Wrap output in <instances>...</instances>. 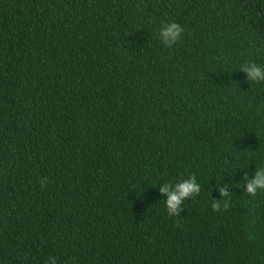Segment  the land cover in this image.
<instances>
[{"label":"trees","instance_id":"16d2710c","mask_svg":"<svg viewBox=\"0 0 264 264\" xmlns=\"http://www.w3.org/2000/svg\"><path fill=\"white\" fill-rule=\"evenodd\" d=\"M249 59L264 0H0V264H264V194L237 182L264 166ZM191 175L169 216L160 186Z\"/></svg>","mask_w":264,"mask_h":264},{"label":"clouds","instance_id":"9594fccd","mask_svg":"<svg viewBox=\"0 0 264 264\" xmlns=\"http://www.w3.org/2000/svg\"><path fill=\"white\" fill-rule=\"evenodd\" d=\"M183 33L184 27L181 23L162 21L158 30V37L165 47L171 48L182 40ZM239 70L245 72L246 80L249 83H264V63L249 59L245 64L240 66ZM240 169H248V167H241ZM225 177H223V180ZM46 181L47 178H41V185L45 186ZM237 182L243 188V192H246L252 198H257L258 194H264V166H256L254 172L245 171L244 177ZM201 191L202 184L198 181L196 175H191L174 183H162L159 188V192L165 197L163 201L169 216H179L189 197L195 198ZM220 193L221 199H214L212 202V209L214 211H220L222 207L225 209L230 207L231 192L227 188L221 187ZM45 264H58L57 257L49 255Z\"/></svg>","mask_w":264,"mask_h":264}]
</instances>
